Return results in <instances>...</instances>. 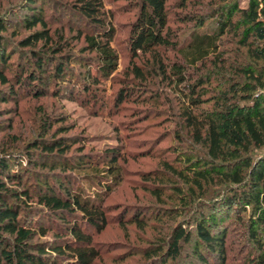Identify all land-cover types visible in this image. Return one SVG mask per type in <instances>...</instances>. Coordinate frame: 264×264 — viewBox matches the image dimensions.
Listing matches in <instances>:
<instances>
[{"label":"trees","instance_id":"1","mask_svg":"<svg viewBox=\"0 0 264 264\" xmlns=\"http://www.w3.org/2000/svg\"><path fill=\"white\" fill-rule=\"evenodd\" d=\"M38 1L20 0L15 4L14 8L25 12V26L32 30L16 42L5 33L6 15L14 9L0 12V96H15L19 90L36 97L44 95L47 86L64 76L65 63L71 60L63 36L51 32L43 7H37ZM188 1L179 0L182 7ZM168 3L169 0H139L138 14L128 37L135 56L138 51L155 53L159 47L174 46L168 34ZM67 6L94 29L93 34L84 32L87 47L98 56L100 74L110 76L118 66L119 54L112 46L115 28L105 1L71 0ZM211 17L218 18L219 29L212 34L193 35L186 49L192 62L205 64L211 56L222 62L218 41L231 30L246 48V59L232 67L234 79L228 93L221 95L223 102L203 110L200 109L203 101L190 95L181 114L193 142L204 151L202 157L191 159V164L186 165L191 188L203 192L201 195L190 192L197 207L195 236L208 255L224 264L229 220L233 218L250 249L246 252L248 264H264V0H247L244 7L236 0H222ZM204 20L199 18L198 26L202 27ZM38 25L40 28L33 29ZM8 47L18 54L16 60ZM156 64L166 77L172 74L179 84L187 82L183 65L174 64L169 73L158 55ZM134 68L136 78L144 77L138 66ZM199 77L201 86L205 79L203 75ZM136 89L122 87L117 100L124 101ZM191 93L198 91L194 88ZM45 125L44 130L50 127L48 123ZM67 149L63 138L45 136L24 147L28 160L36 154L56 159L43 163L45 168L56 170L64 164L63 171H55L57 183L50 182L44 171L36 170L35 185L28 184L10 166L13 156L19 153L0 151V264H93L99 256L93 233L101 232L111 222L107 198L122 180L117 164L120 151L116 147L106 152L111 157L103 174L91 160L85 163L84 158H69ZM58 160L63 164L56 163ZM86 166L91 171L81 173ZM174 171L186 177L181 170ZM78 180L80 183L74 188L72 182ZM206 184L220 187L215 195L209 196L204 192ZM138 214L133 221H140ZM36 215L59 223L55 227L45 226L34 219ZM50 231L51 239L38 238ZM188 236V230L181 229L172 250L177 251L180 240ZM197 259L199 264H209L206 254L199 253Z\"/></svg>","mask_w":264,"mask_h":264},{"label":"rangeland","instance_id":"2","mask_svg":"<svg viewBox=\"0 0 264 264\" xmlns=\"http://www.w3.org/2000/svg\"><path fill=\"white\" fill-rule=\"evenodd\" d=\"M19 1L0 0V12L14 9L9 10L5 21V33L13 42L32 31L25 26V12L14 8ZM70 1L37 3V7H43L51 32L63 36L71 60L65 63L64 76L47 86L44 95L36 97L19 90L15 96H0V151L19 153L13 156L10 166L28 184L35 185L36 170L44 171L50 182L57 183L55 171L64 168L61 160L56 163L63 166L56 170L45 168L43 163L56 160L47 155L26 158L24 147L38 137L63 138L69 158H84L85 163L91 160L103 174L111 157L106 152L119 148L117 164L122 180L107 198L111 222L101 232L93 233L100 252L93 264H199V253L206 254L209 264H219L195 236L197 207L190 192H203L191 188L186 165L191 164V159L202 157L204 151L193 142L181 114L190 95L203 101V110L223 102L221 95L228 93L234 79L232 67L246 59V48L240 45L239 35L233 30L218 41L222 62L211 56L205 64L196 65L188 55L186 49L194 34H212L219 29L218 18L211 15L222 0H189L184 7L179 0H169L168 34L174 46L159 47L155 53L138 51L137 56L130 51L128 37L138 14L139 0H104L115 28L112 46L119 54L118 66L108 77L100 74L98 56L87 47L85 33L93 34L94 29L69 9ZM236 1L240 7L247 2ZM201 17L205 18L202 27L198 26ZM37 28L40 26L33 29ZM8 51L13 60L18 58L13 47H8ZM157 55L168 72L174 64L183 65L187 82L179 84L172 74L166 77L156 64ZM136 66L144 77L136 78L133 74ZM200 75L205 79L201 86ZM124 86L138 89L119 102L118 94ZM194 88L198 94L191 93ZM46 123L50 127L44 130ZM91 169L83 167L81 173ZM175 169L186 177L178 175ZM72 183L75 188L80 182ZM219 187L206 184L204 192L213 196ZM137 213L140 221H133ZM34 219L45 226L55 227L59 223L37 215ZM233 221L229 220L224 264H248L246 252L250 249L239 224ZM181 229L188 230L189 236L180 240L178 250L173 251L171 246ZM52 235L50 231L38 238L51 239Z\"/></svg>","mask_w":264,"mask_h":264}]
</instances>
